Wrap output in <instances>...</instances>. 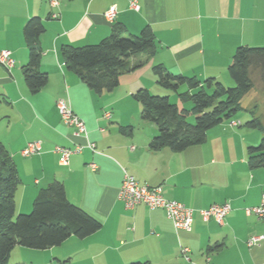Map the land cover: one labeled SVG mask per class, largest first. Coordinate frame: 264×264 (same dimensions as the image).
I'll list each match as a JSON object with an SVG mask.
<instances>
[{"label":"crops","instance_id":"0c3cea01","mask_svg":"<svg viewBox=\"0 0 264 264\" xmlns=\"http://www.w3.org/2000/svg\"><path fill=\"white\" fill-rule=\"evenodd\" d=\"M135 1L138 9L130 7V0H59L56 6L49 0H0V50H9L14 59L9 69L0 64V141L19 177L15 213L29 212L39 189L59 180L68 200L98 219L101 227L49 248L57 261L264 264V239L247 245L251 236L264 234V217L245 213L261 203L264 193V167L250 166L247 155V147L260 138L255 133L250 137L241 127L242 118L234 116L209 129L199 144L182 151L152 150L149 143L157 126L141 118V105L133 98L140 88L162 93L152 71L156 64L172 74L200 81L213 77L233 86L227 67L236 48L264 45V0ZM112 6L116 13L109 20L104 14ZM31 17H39L45 27L38 39L39 71L48 80L36 92L23 79L28 63L23 27ZM115 26L127 34L148 27L156 50L140 68L122 74L112 91L97 94L66 68L60 47L96 44ZM243 98L241 111H247ZM59 100L85 123L86 134L62 123ZM172 102L178 107L182 103L177 95ZM31 141L39 142V152L23 156L21 150ZM56 145H79L82 150L60 165ZM125 173L140 184L161 186L165 198L194 209L191 229L176 230L161 208L143 203L126 207L118 197ZM222 203L230 206L222 224L205 221L197 212Z\"/></svg>","mask_w":264,"mask_h":264},{"label":"trees","instance_id":"16d2710c","mask_svg":"<svg viewBox=\"0 0 264 264\" xmlns=\"http://www.w3.org/2000/svg\"><path fill=\"white\" fill-rule=\"evenodd\" d=\"M44 31L39 17H31L23 27L28 43V63L23 69V79L31 92L38 91L48 80L47 74L39 71L41 47L38 39ZM155 50L154 36L148 27L139 34H127L122 26H115L110 35L96 44L62 45L60 55L66 68L100 94L116 88L122 74L140 68ZM152 71L161 87L174 91L182 103L190 102L191 107L180 108L169 96L152 95L146 88L133 93V98L141 105V118L153 122L158 129L149 147L182 151L203 142L209 129L241 111L243 96L255 85L259 84L264 93V45L236 48L227 67L233 86H225L213 77L200 81L195 76L172 74L161 64L154 65ZM180 87L185 89L179 91ZM190 115L194 116L193 123L187 120ZM244 125L262 131L260 143L248 146L247 155L250 166L264 167L262 120L253 117ZM18 184L11 155L0 141V264H8L9 252L16 245L44 250L60 245L70 236L84 238L100 229L98 219L68 200L59 180L39 189L29 212L16 214L14 192ZM59 264L69 262L61 260ZM128 264L152 263L133 261Z\"/></svg>","mask_w":264,"mask_h":264},{"label":"built area","instance_id":"2783aa9c","mask_svg":"<svg viewBox=\"0 0 264 264\" xmlns=\"http://www.w3.org/2000/svg\"><path fill=\"white\" fill-rule=\"evenodd\" d=\"M59 0H49L50 6L58 5ZM130 7L138 9L135 0H130ZM115 7H110L104 16L112 20L115 16ZM55 17L56 15L53 14ZM0 64L6 68H11L14 65V59L11 57L9 50H0ZM57 107L60 113L61 121L65 125L73 126L76 129V134H86L85 123L72 111L68 103L64 100L57 102ZM109 118V114L106 115ZM234 124V123H231ZM89 148L95 151V144L89 143ZM40 146L38 141L28 142L21 150L23 156H32L39 152ZM82 147L77 145L74 148L56 145L53 151L57 154L58 163L60 165H67L72 154L80 153ZM90 168L95 169V164L91 163ZM118 197L123 201L126 207H133L136 204L143 203L150 209L161 208L165 210L167 217L171 220L176 230H190L192 225V218L195 212L194 209L187 207L178 201L167 199L162 194L161 186H149L140 184L136 179L125 173L121 187L119 189ZM230 211L228 203L212 204L208 208L199 209L197 212L203 220L213 219L217 223L222 224L225 216ZM247 215H255L258 218L264 217V193L261 196V203L258 206L245 208ZM264 239V234L259 236H251L247 245L252 246L256 242ZM182 253L186 256L188 249L183 247ZM205 264H210L207 260Z\"/></svg>","mask_w":264,"mask_h":264},{"label":"rangeland","instance_id":"374dc122","mask_svg":"<svg viewBox=\"0 0 264 264\" xmlns=\"http://www.w3.org/2000/svg\"><path fill=\"white\" fill-rule=\"evenodd\" d=\"M158 87L159 89H161L162 93L161 94L151 93L152 95L167 96V94H170L171 102L174 101V98L176 96L174 91L163 88L161 86ZM184 89L185 87H180L179 91H183ZM175 102L178 101L175 100ZM242 103L244 106L250 109L247 111H238L234 116L235 118H237L238 116L242 118L241 127L249 131L250 137H252V135H254L255 133V135H257L260 138L258 143L256 144L258 145L262 138V133L260 128H249L245 126L244 123L253 117H257L262 120V123L264 125V93L260 88L259 84L255 85L254 88L243 98ZM178 104L179 107L182 108L191 107L190 102H186L184 104L182 103H178ZM187 120L188 122L193 123L194 116L190 115ZM53 256L54 254L49 250V248L44 250H38V249H31L16 245L10 250L7 262L8 264H46V263L53 264L54 262L59 264V261L54 259Z\"/></svg>","mask_w":264,"mask_h":264}]
</instances>
